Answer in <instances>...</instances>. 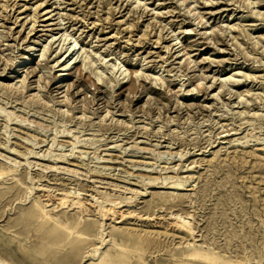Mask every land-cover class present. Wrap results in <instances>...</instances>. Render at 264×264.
I'll list each match as a JSON object with an SVG mask.
<instances>
[{"label":"rangeland","instance_id":"1","mask_svg":"<svg viewBox=\"0 0 264 264\" xmlns=\"http://www.w3.org/2000/svg\"><path fill=\"white\" fill-rule=\"evenodd\" d=\"M0 258L264 264V0H0Z\"/></svg>","mask_w":264,"mask_h":264},{"label":"bare ground","instance_id":"2","mask_svg":"<svg viewBox=\"0 0 264 264\" xmlns=\"http://www.w3.org/2000/svg\"><path fill=\"white\" fill-rule=\"evenodd\" d=\"M75 46H76V43L74 42L73 47H71L72 52L74 51V47H75ZM7 116H9V115L7 114ZM8 163H9V162H8ZM167 177H168V176H167ZM167 177H166V179L169 180V178H167ZM139 179H140V178H139ZM163 179H164V178H163ZM179 179H180V178H179ZM179 179H177V180H179ZM164 180H165V179H164ZM180 180H181V179H180ZM183 180H184V179H183ZM143 181H144V180L140 179V182L143 183ZM150 181H151V180H150ZM170 181H171V180H170ZM164 182H165V181H164ZM174 182H175V181H174ZM172 183H173V182H172ZM172 183H171V184H172ZM185 184H186V181H182V180H181V181H179L178 183L175 182L172 186H173V187H176L177 190H181L182 187H184ZM184 188H185V187H184ZM184 190H185V189H184ZM65 195H66V194H65ZM62 197H63V196H62ZM59 199H60V198H59ZM94 199H95V198H94ZM63 200H64V199H63ZM63 200H61V202H62ZM95 200H96V199H95ZM96 201H97V200H96ZM96 201H95V202H96ZM75 202H76V201H75ZM78 203H79V201H78ZM96 203H98V202H96ZM96 203H95V204H96ZM102 203H103V202H102ZM74 204H76V203H74ZM79 205H80V204H79ZM79 205H78V206H79ZM96 205H97V204H96ZM100 205H101V204L98 203V206H96L95 208H98V207L100 208ZM101 206H102V205H101ZM103 207H104V206H102V208H103ZM99 208H98V209H99ZM98 209H96V210H97V213H98ZM100 210H101V208H100ZM104 210H105V209H104ZM110 211H111V210H110ZM110 211H108V212H110ZM100 212H101L100 216L103 217V219H104V217H106L105 212H103L102 210H101ZM113 212H114V211H113ZM102 213H104V214H102ZM174 216H175V215H174ZM176 218H178V217H176ZM101 219H102V218H101ZM182 219H183V218H182ZM176 220H177V219H176ZM179 220H180V219H179ZM177 221H178V220H177ZM184 221H185V219H184ZM184 221H183V224H187V223H185ZM175 225H178V223L175 224ZM102 226H105V225H102ZM179 226H181V225H179ZM181 227H183V226H181ZM102 228H103V227H102ZM183 229H185V228H183ZM187 230H188V229H187ZM100 232L102 233V230H100ZM103 232H104V231H103ZM103 234H104V233H103ZM100 235H101V234H100ZM101 236H102V235H101ZM105 239H106V238H105ZM103 240H104V239H103ZM100 242H102V241H100ZM104 244H105V243H104ZM0 264H9V263L3 261V260L0 258Z\"/></svg>","mask_w":264,"mask_h":264}]
</instances>
